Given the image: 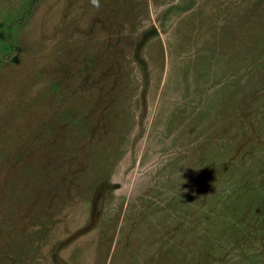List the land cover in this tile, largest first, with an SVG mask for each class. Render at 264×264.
<instances>
[{
    "label": "rangeland",
    "instance_id": "374dc122",
    "mask_svg": "<svg viewBox=\"0 0 264 264\" xmlns=\"http://www.w3.org/2000/svg\"><path fill=\"white\" fill-rule=\"evenodd\" d=\"M0 264H264V0H0Z\"/></svg>",
    "mask_w": 264,
    "mask_h": 264
},
{
    "label": "trees",
    "instance_id": "16d2710c",
    "mask_svg": "<svg viewBox=\"0 0 264 264\" xmlns=\"http://www.w3.org/2000/svg\"><path fill=\"white\" fill-rule=\"evenodd\" d=\"M32 1H35V0H30V2H32Z\"/></svg>",
    "mask_w": 264,
    "mask_h": 264
},
{
    "label": "clouds",
    "instance_id": "9594fccd",
    "mask_svg": "<svg viewBox=\"0 0 264 264\" xmlns=\"http://www.w3.org/2000/svg\"><path fill=\"white\" fill-rule=\"evenodd\" d=\"M96 2V0H94V3Z\"/></svg>",
    "mask_w": 264,
    "mask_h": 264
}]
</instances>
